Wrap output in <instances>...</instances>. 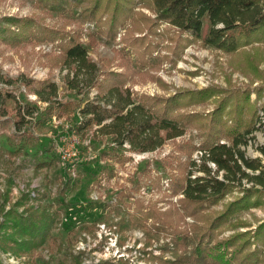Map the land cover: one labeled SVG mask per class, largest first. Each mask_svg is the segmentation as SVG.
Returning <instances> with one entry per match:
<instances>
[{"label":"rangeland","instance_id":"374dc122","mask_svg":"<svg viewBox=\"0 0 264 264\" xmlns=\"http://www.w3.org/2000/svg\"><path fill=\"white\" fill-rule=\"evenodd\" d=\"M93 1L80 0L76 3L77 1L71 0V9L57 15L47 14L36 0H0V18L44 15V24L56 29L55 33L62 38L11 45L0 42V89L12 91L20 100L21 106L32 111V122L40 118L48 103L38 101L34 93L25 91L21 80L49 79L55 82L58 89L53 99L57 101L81 99L85 104L95 97V90L89 87V74H79L80 81L77 89H74V70L63 63L62 42L74 37L85 45L89 59L97 64L99 70L128 76L124 86L129 87L133 96L168 98L180 90L207 89L213 94L206 102L178 110L180 113L203 114L207 119L200 123H204L208 122V117L219 103L225 104V111L231 110L230 103L226 106V97H235L239 91L248 92L249 102L262 115L263 43H252L236 53L205 47L199 40L185 41L182 48H179L176 40L187 36L166 22L157 21L155 13L138 0L135 1L130 16L109 37L102 32L104 26H100L96 19L88 20L85 17V8L90 7ZM141 14L153 21L152 32L145 26L138 31ZM103 18L107 20L108 16ZM133 39L140 42L146 39L145 44L150 47V52L146 53L142 47L134 45ZM141 53H146L143 54V63L138 61V54ZM8 80L12 82L8 83ZM30 101L35 103L31 106L33 109L28 108L27 103ZM12 105L10 102L9 115L14 113L11 111ZM261 118L256 130L247 137V145L240 146L246 157H260L258 146L264 144V115ZM80 120V114L75 113L60 120L47 119L39 125L27 122L23 130L33 132L36 139L23 144H17L16 140L10 138L14 133V125L9 121H6L8 124L5 126L6 123H2L0 202L7 185L11 187L13 199L19 196V191L26 184L40 191L49 188L50 192L41 200V205L51 204L53 210L58 211L52 234L63 246L62 250L51 253L44 251L45 257L52 264H59L61 261L72 264L73 255L79 257V264H98L119 256H123L126 264H159L161 260H174L180 255L191 256L195 240L200 234L197 233L195 239L193 225L200 226L202 223L182 214L181 196L169 195L163 162L178 144L191 143L199 146L201 130L207 124L187 126L184 135L166 141L154 151L130 154L126 150L123 152L122 149L127 148L125 145L120 148L107 137L94 138L95 127L78 129ZM113 149L122 151L121 153L131 158L118 163L113 157L102 155L103 152L110 155ZM193 158L198 160V151L193 154ZM47 161H50V166L35 176L34 167ZM156 173L162 176L161 186L152 189L148 176ZM244 186L247 187L246 184ZM120 193L129 196H120ZM237 194L234 191L227 195L210 210L202 213L211 217L203 218L211 220ZM134 199H140L144 211L155 208L161 214H167L170 210L176 212L175 218L178 215L181 221L183 219V227L191 237L187 245L174 253L171 236L164 232L156 233L149 226L130 227L123 233L124 237L114 231L113 224L127 218L133 209ZM127 205H131V208ZM263 220L264 203L240 210L230 217L228 224L217 234V239L223 240L235 233H251ZM147 223L151 224V220ZM90 224L96 225L92 232L87 229ZM104 236L107 239L102 240ZM256 247L264 259V243ZM256 247L253 242L250 250L253 251ZM232 248L234 247H230L229 251ZM81 251L83 253L80 255ZM0 264H23V258L0 251Z\"/></svg>","mask_w":264,"mask_h":264},{"label":"trees","instance_id":"16d2710c","mask_svg":"<svg viewBox=\"0 0 264 264\" xmlns=\"http://www.w3.org/2000/svg\"><path fill=\"white\" fill-rule=\"evenodd\" d=\"M36 1L47 14L59 15L73 6L71 0ZM135 1L94 0L90 7L85 8V17L88 20L96 19L100 26H104L102 32L112 37L117 26L122 25L130 16ZM138 1L155 13L157 21L166 22L187 36L176 40L179 48H182L185 41L199 40L205 47L236 53L252 43L264 44V0ZM103 16H108V19ZM152 25L153 21L141 14L138 31L145 26L152 32ZM55 30L44 24V15L0 18V42L9 45L62 39ZM133 40L134 45L142 47L146 53L150 52V47L145 44L146 39L143 42ZM62 44L63 63L74 70V89L78 87L79 74H89V87L95 90V97L85 104L81 99L57 101L53 99L58 89L55 82L49 79L21 80L24 90L34 93L38 101L48 103L47 107L40 118L32 122V111L21 106L20 100L12 91L0 89V129L2 123H6L5 126L8 124L6 121H9L14 125V133L10 138L16 140L17 144L30 143L36 137L33 132L23 130L27 122L39 125L47 119L60 120L79 113L81 120L77 125L78 129L95 127L94 138L107 137L117 147L127 146L122 149L123 152L126 150L130 154H142L154 151L166 141L184 135L187 126L207 124L201 130L199 146L191 143L178 144L163 162L169 195L181 196L182 214L195 218L202 225H193L195 239L196 234H200L195 240L191 256L180 255L174 260H161L159 264H263L261 251L256 246L264 243V220L251 233H235L223 240H218L217 234L228 224L234 213L264 203V144L258 146L260 157L256 158L246 157L240 148L247 145V137L262 120L264 106L260 115L256 106L249 102L248 92L239 91L235 97L225 98L226 106L231 104L230 111H225V104L219 103L208 117V122L200 123L207 119L203 114L180 113L178 110L206 102L213 94L209 90H180L168 98L133 96L129 87L124 86L128 76L99 70L97 64L89 59L85 45L75 37ZM146 53L138 54V61L143 63ZM10 82L12 81L8 80ZM10 102L13 103V115H9ZM33 103L34 101L27 103L28 108L33 109ZM196 151L198 160L193 158ZM121 152L113 149L110 155L107 152L102 155L113 157L118 163L131 158ZM48 166L50 161L37 164L33 174L39 175ZM148 178L152 189L161 186L162 176L158 173ZM45 179L49 182L47 177ZM234 191L238 194L233 201L225 204L211 220L203 218L211 217L203 215V212L210 210ZM49 192V188L40 191L26 184L19 191V196L13 199L10 185L3 189L0 202V251L22 257L23 264H52L45 257L44 251L51 253L62 250L63 246L52 234L58 211H54L51 204L41 205V200ZM120 196L129 195L120 193ZM127 206L131 208V205ZM175 215L176 212L172 210L167 214H161L155 208L144 211L140 199H134L133 209L127 218L114 223L113 227L121 236L133 226H149L156 233H167L172 238V252L176 253L187 245L191 237L183 227V219L181 221V217L177 215L175 218ZM149 219L151 224L147 223ZM95 226L90 224L88 231L92 232ZM105 238L107 239L104 236L102 240ZM252 240L256 247L253 251L250 250ZM230 247H234L232 251H229ZM82 253L79 252L80 255ZM122 258L123 256L113 257L98 264H126ZM79 262V257L73 255L72 264ZM59 264L67 263L61 261Z\"/></svg>","mask_w":264,"mask_h":264}]
</instances>
